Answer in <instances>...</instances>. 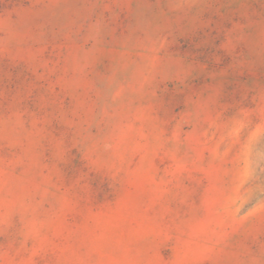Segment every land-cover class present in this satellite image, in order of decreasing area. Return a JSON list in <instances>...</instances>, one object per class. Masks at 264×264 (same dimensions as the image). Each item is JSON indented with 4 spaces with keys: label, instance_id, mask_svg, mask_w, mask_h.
<instances>
[{
    "label": "rangeland",
    "instance_id": "rangeland-1",
    "mask_svg": "<svg viewBox=\"0 0 264 264\" xmlns=\"http://www.w3.org/2000/svg\"><path fill=\"white\" fill-rule=\"evenodd\" d=\"M0 264H264V0H0Z\"/></svg>",
    "mask_w": 264,
    "mask_h": 264
}]
</instances>
